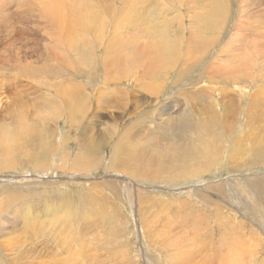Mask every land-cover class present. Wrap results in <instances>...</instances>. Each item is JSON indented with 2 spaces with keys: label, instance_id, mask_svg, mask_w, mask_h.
Listing matches in <instances>:
<instances>
[{
  "label": "rangeland",
  "instance_id": "1",
  "mask_svg": "<svg viewBox=\"0 0 264 264\" xmlns=\"http://www.w3.org/2000/svg\"><path fill=\"white\" fill-rule=\"evenodd\" d=\"M40 1L42 0H0V100L2 101L0 104V127L3 129L13 127L17 121L15 113L19 111H23L27 117L29 116L31 124L35 127H32L33 132L29 137H26L24 144L21 142L1 144L4 148H13V154L6 150L7 157H4L0 151V232H3L4 225H13L17 229L23 227L22 217L24 216L23 211L26 204L37 206L36 209H42L48 204H60L63 199L69 201L67 203H70V208L78 207L75 209H78L79 212L82 208L86 211L93 208V214L97 213L96 215H99L100 219L102 218L104 221L100 222L99 220L97 222L96 220L94 222V216L91 221L82 225L83 222L80 220V224H77L78 227L73 226V229L79 231L78 236L74 235L76 241L72 245L71 239L73 238H69L70 244L67 245V250L64 247H59L63 243H58L55 237L54 239L51 238L53 234H49L50 231L47 227L46 236L42 235L44 232L41 233L42 236L38 234L41 239L39 238L38 248H34L37 251L30 252L33 256L29 254L28 261L33 264H53V262L54 264H103L100 261L103 256H107L109 264H174L179 256L175 257L177 247L174 243H183L186 249L189 247V243H185L187 240L183 239H191L192 246L195 244L200 248L203 245L199 243L208 240L211 245L212 243L215 244V248L222 250L223 253L230 245H233V250L236 249L233 240L227 238L230 231L236 229L233 227V223H235L234 226H243L244 229L241 230L240 234L245 232L244 238L247 240L253 235L251 233H254L255 229L260 226V228L263 226L264 230V19L262 20L261 17L264 14V4L260 6L258 0H243L245 2L243 6L245 7L244 10L240 11L241 2L239 0H217L222 9L221 12L224 13V17L221 13L220 19L225 22L222 26L212 22L214 27L211 32V30L207 31L202 27L203 21L200 18L204 14L206 19L217 17L216 2L214 6L209 7L208 5V3L215 0H195L198 1V4L195 5L192 4L195 3L193 0L192 3L189 0H111L110 9L103 11L104 13L108 12L107 15L104 18L102 17V21L108 19L105 20L107 21V27L98 31V27L102 24L90 28L86 26L89 28L88 30L81 26L78 27V31L84 37V40H87V42L85 41L86 47H81L83 49L81 50L82 54L86 55H81V57L83 56L82 59H85L86 62H78L80 61L79 58H76L74 54L71 55L72 52L64 46V41L55 37L57 31L54 27L58 24L45 18L43 5ZM98 3L101 5L100 2ZM179 3L181 4L179 5ZM249 3L257 7L253 6L248 9ZM64 4L66 13H63V15L74 17L77 14L84 17V14L77 9L78 4L74 0H65ZM104 6L106 5L104 4ZM83 7L87 8V4L83 3ZM102 9L101 7V11ZM123 10L126 11L123 12ZM163 10H167V13ZM137 15V18H139L138 23L135 22L136 19H130L136 18L134 16ZM124 19L129 21L126 23ZM165 19L166 21H164ZM247 20L249 21L247 22ZM145 21H147V24ZM197 21L200 24H197ZM148 22L153 23V25L148 24ZM142 24L147 26L145 27ZM139 25H142V27ZM168 28L170 30H167ZM155 30L156 36L150 33ZM190 30L194 32L198 30L199 32L190 37ZM147 31L150 34H146ZM138 32L143 34H140L143 38L139 37L137 39ZM52 33H54V36L51 35ZM199 33L203 38H199L201 40L198 39ZM163 34H166L168 39L172 40V44L176 46L174 48L176 53L180 54L176 55L175 53V56H173L175 60L171 57V60H174L173 63L167 59L166 63L158 64L156 60L158 56L156 53H159L160 50L156 52L154 48L158 47L156 50L162 49V45L158 46V44L159 38H162ZM127 35L131 36L128 37ZM206 36H209L208 39H206ZM96 37L104 38L103 43L97 41L100 44L99 46ZM135 37L136 40L133 39ZM178 37L180 40L182 39V42ZM237 37H240V39ZM183 38L187 39L184 40ZM140 39L141 41L145 39V41L141 42ZM190 40L194 43H189ZM218 40H221L220 43ZM185 42L187 43L185 44ZM255 42L258 43V48L253 46ZM109 44L110 67L113 68H111L113 71L110 69L113 72L110 79L105 77V71L102 67L105 50ZM187 44L190 45L188 46L190 48L187 47ZM145 45L150 46V48ZM178 46H181V48ZM120 47L128 58L146 56L147 59L153 60L147 62V59H145L143 64L146 66V70L142 69L144 66L141 64L140 71L144 72H140L138 63L136 65L134 63L137 61L134 57L133 61L129 59L127 64L129 67L127 73L130 76L124 71V75L118 74L119 70L114 67L117 66L115 63L118 62L115 60L122 58V56L116 55V50L119 51ZM177 48L184 50H181L182 53H180ZM199 48L203 49L200 50ZM85 49L90 52L85 51ZM140 49L142 50L139 51ZM151 49L154 50V53ZM250 49L251 51H257V54L251 55V59L247 60ZM149 50L153 55L148 53ZM186 52L189 55H186ZM93 54L95 57H92ZM243 55H246V57L241 60L240 57H243ZM233 56L240 57L237 58L238 60L231 62ZM254 62L256 64L259 62V65H254ZM54 63L60 64L59 67H56ZM119 63V65L122 64L123 70L124 61ZM174 63L177 64L176 67ZM160 65H163V67H160ZM121 66L119 67L121 68ZM153 67L155 68L153 69ZM246 67L248 71L249 69L252 70L249 76H245L247 72H241L246 71ZM65 69L69 71H65ZM49 70L55 73H51ZM116 70L118 72H115ZM261 70H263L262 73ZM146 72H152V75L151 73H149L150 75L147 74L150 78L145 75ZM167 73L168 75H166ZM51 75H53L52 78ZM157 76H160L159 79L162 80L160 81ZM48 79L51 81L48 82ZM38 81H41L42 84H39ZM148 81L151 88H149ZM50 82L52 83L50 84ZM58 82L60 84L56 85ZM69 82L80 88L79 90L82 89L80 106L82 108L77 106V108L72 109L70 102L66 101L69 99L62 92H59L63 86L61 84L64 83L65 85ZM152 83L155 85L153 86ZM87 84L92 86L90 87ZM86 85L90 88L88 89ZM157 85L160 86L156 88ZM110 91L112 93H109ZM258 94L261 96H256ZM103 95L104 97H102ZM62 96H65L66 99L63 100ZM156 98H159V100ZM18 100L21 102L19 103ZM87 100L91 103L90 105ZM13 102H15L16 108ZM62 104L66 105L63 106ZM30 106L35 109L29 108ZM84 106L86 109L88 106V109L83 108ZM162 109L164 110L162 111ZM53 110H56L58 115L52 114V112L50 114V111ZM89 110L91 111L89 112ZM93 111L95 113H91ZM75 116H79V118ZM170 116L175 117V122L169 120ZM96 118L100 119L97 120ZM73 122H77L78 125L77 123L74 125ZM96 123L98 125H95ZM76 126H80L79 129ZM161 126H164V128H161ZM43 128H45V131L41 133L40 131ZM213 138L218 142L215 143ZM102 140H104V144L95 146L96 143H102ZM91 142L95 144L92 145ZM214 144H219L220 147ZM121 146L124 147V150ZM125 148L130 156L123 152ZM119 157L122 159L127 157V160L118 159ZM206 159L209 160L211 166L203 163ZM191 161L192 164H190ZM182 170L185 172L182 173ZM83 188L87 191H93V193L87 192ZM61 191L65 194H61ZM64 195L68 196L65 197ZM82 197L84 199H81ZM75 198L79 199L78 202L74 200ZM79 202L83 203L79 204ZM95 202H98V205ZM99 209L102 211H99ZM15 212H21L22 214ZM38 213H41V211H38ZM16 214L19 216L16 217ZM176 216H179V218L177 219ZM174 219L175 221H173ZM148 220L153 222L151 224L154 228L150 227ZM104 222L108 224V227L105 229L100 228L101 232L99 230L96 232V229ZM170 229H173L174 234L177 233L174 236L178 238V241L176 240L174 243H170L173 236V233L171 237V234L169 235ZM225 229L227 232L226 237L223 233ZM108 233H110V237L107 235ZM68 234L70 237V233ZM81 234L84 236H81ZM21 235L24 237V242L26 241L30 245L29 240H25L23 232ZM167 235L170 238L166 237ZM3 237L0 238V245H2L0 246V264H26L25 261H20L18 256L11 253L10 249H6L5 238L3 239ZM163 237H166L169 241L163 239ZM106 238H110L108 239L110 244H107L110 255L105 249H102L104 248L103 243L107 241ZM80 244H82L81 248ZM249 244H246V248L250 247L251 250L245 249L248 252L244 257L246 264L260 263L258 256L255 257L256 259L252 258L251 252L254 253L255 246L252 243ZM29 245L28 247H30ZM173 247H175V251H173ZM85 250L94 254L91 252H89L90 254H84ZM75 254H78V256ZM195 254L196 256L201 254L203 258L201 252L197 251ZM254 261H257V263Z\"/></svg>",
  "mask_w": 264,
  "mask_h": 264
},
{
  "label": "bare ground",
  "instance_id": "2",
  "mask_svg": "<svg viewBox=\"0 0 264 264\" xmlns=\"http://www.w3.org/2000/svg\"><path fill=\"white\" fill-rule=\"evenodd\" d=\"M44 1H46L45 3H44ZM64 1L65 0H42V1H40V3L42 2V5H43V11H44V16H45V18L46 19H49L50 21L52 20L54 23H57L58 25H56L54 28H56V31H57V35L55 36V37H57V39H60V40H63L64 41V46L65 47H67L68 49H70V51L72 52L71 53V55L72 54H74L75 56H76V58H79V60L80 61H78V62H86V60L85 59H82L83 58V56L81 57V55H84V56H86L85 54H82V51L81 50H83V49H81V47H86V42H87V40H84V37L80 34V32L78 31V27L79 26H81V27H84L85 29H89L90 27H93V26H97L98 24H102L100 27H98V29H97V31L98 30H102L101 28H105V27H107V21H105V20H108V19H104V21H102V17L104 18L105 17V15H107V13H104L106 10H108V9H110V1L111 0H74L75 2H76V4H78V7H77V9H79L83 14H84V17H82V16H80V15H75L74 17H72V15H68V16H66V14L65 15H63V13H66V6H65V4H64ZM118 1V0H117ZM132 1V0H131ZM189 1H191L190 3H192V0H189ZM195 3H192L193 5H195V4H198V1L196 2L195 0H193ZM210 1V0H209ZM224 1H226V0H224ZM235 1H237V0H235ZM241 3H240V11H242V10H244V7L245 6H243L244 5V1L243 0H239ZM246 1V0H245ZM259 1V5L260 6H263V4H264V1L262 0H258ZM98 2H100V4L101 5H99V3ZM112 2V1H111ZM172 2H174V1H172ZM176 2V1H175ZM181 2V1H180ZM185 2V1H184ZM201 2V1H200ZM215 2H216V6H215V9L217 10V17L216 18H214V19H206L205 17H204V15H202L203 17L202 18H200V19H202V27L205 29V30H207V31H210L211 30V32H212V28L214 27L213 26V23L212 22H214L215 24H219L220 26H222L223 24H224V20L223 19H220L221 18V13H223V12H221L222 11V9L220 8V3H218L217 2V0H215V1H211L210 3H208V5H209V7H211V5H213L214 6V4H215ZM255 2V1H254ZM83 3H85V4H87V8H85V7H83ZM115 3V2H114ZM124 3V2H123ZM133 3V2H132ZM135 3V2H134ZM141 3H142V1H141ZM182 3V2H181ZM181 3H179V5L181 4ZM227 3V2H226ZM248 3V2H247ZM251 3H253V2H251ZM251 3H249V4H251ZM104 4L106 5V6H104ZM121 4V3H120ZM136 4V3H135ZM169 5H170V3H168ZM176 4V3H175ZM191 4V5H192ZM224 4V3H223ZM236 4H238V3H236ZM248 4V6H247V8L249 9V8H252L253 6H255V7H257L256 5H254V4H251V5H249ZM41 5V4H40ZM126 5V4H125ZM137 5H139L138 3H137ZM143 5V4H142ZM208 5L206 4V6L208 7ZM224 5H226V4H224ZM223 5V6H224ZM229 5V4H228ZM113 6V5H112ZM120 6H122V5H120ZM189 6V5H188ZM197 6V5H196ZM195 6V7H196ZM101 7L103 8L102 9V11H101ZM114 7V6H113ZM126 7H127V5H126ZM171 7V6H170ZM218 7H219V9H218ZM85 8V9H84ZM163 8H165V7H163ZM198 8V7H197ZM227 8V7H226ZM84 9V10H83ZM112 9V8H111ZM133 9H134V7H133ZM166 9H168V8H166ZM170 9V8H169ZM168 9V10H169ZM206 9V8H205ZM1 10V9H0ZM5 10V9H4ZM172 10V9H171ZM189 10H190V8H189ZM258 10V9H257ZM104 11V12H103ZM115 11V10H114ZM126 10H123V12H125ZM136 11H138V10H136ZM167 11V10H166ZM166 11H164L163 10V12H166ZM211 12V11H210ZM214 12V11H213ZM225 12V11H224ZM136 13V12H135ZM167 13V12H166ZM192 13H193V11H192ZM228 13V12H227ZM258 13V12H257ZM1 14V13H0ZM123 14V13H122ZM125 14V13H124ZM138 14V13H137ZM202 14V13H201ZM239 14V13H238ZM109 15V14H108ZM134 15H136V14H134ZM195 15H197V14H195ZM224 15V13L222 14V16ZM228 15V14H227ZM116 16V15H115ZM119 16V15H118ZM218 16H220V17H218ZM229 16V15H228ZM256 16V15H255ZM125 17H128V16H125ZM124 17V18H125ZM134 17H136V18H130V19H132V20H135V22H137V20L139 19V18H137L138 17V15L137 16H134ZM200 17V16H199ZM224 17V16H223ZM244 17V16H243ZM261 17H262V20L264 19V14L263 15H261ZM72 18V19H71ZM116 18H118V17H116ZM122 18V17H121ZM163 18V17H162ZM162 18H161V20H162ZM164 18H168V17H164ZM181 18V17H180ZM113 19H115V18H113ZM169 19H170V17H169ZM168 19V20H169ZM217 19H218V21H217ZM225 19V18H224ZM246 19H248V18H246ZM110 20H112V18H110ZM124 20H126V23H127V21H129V20H127V19H124ZM146 20V19H145ZM171 20V19H170ZM169 20V21H170ZM197 20H198V18H197ZM250 20V19H249ZM249 20H247V22L249 21ZM164 21H166V19L164 20ZM181 21V20H180ZM179 21V22H180ZM216 21V22H215ZM112 22H113V20H112ZM138 22H139V20H138ZM137 22V23H138ZM147 21H145V23H146ZM162 22V21H161ZM168 22V21H167ZM166 22V23H167ZM199 21H197V24H200V23H198ZM251 22V21H250ZM249 22V23H250ZM125 23V24H126ZM133 23V22H132ZM144 23V22H143ZM171 23H172V21H171ZM227 23H228V21H227ZM239 23H241V22H239ZM254 23H256V22H254ZM131 24V23H130ZM147 24V23H146ZM148 24H150V22H148ZM158 24V23H157ZM168 24H170V23H168ZM173 24V23H172ZM175 24V23H174ZM226 24V23H225ZM241 24H243V23H241ZM111 25V24H110ZM128 25V24H127ZM127 25H126V27H127ZM142 25H144L145 26V24H142ZM142 25H139L140 27H142ZM150 25H153V23L152 24H150ZM155 25V24H154ZM161 25V24H160ZM167 25V24H166ZM191 25H193V24H191ZM240 25V24H239ZM86 26H88L89 28H87ZM138 26V27H139ZM147 26V25H146ZM145 26V27H146ZM198 26V25H197ZM200 26V25H199ZM226 26V25H225ZM224 26V27H225ZM250 26V25H249ZM144 27V28H145ZM151 27V26H150ZM245 27H247V26H245ZM152 28V27H151ZM171 28V27H170ZM222 28V27H221ZM129 29V28H128ZM149 29V28H148ZM153 29H155V28H153ZM188 29V28H187ZM198 29V28H197ZM91 30H93V29H91ZM109 30V29H108ZM120 30V29H119ZM167 30H170L169 28L167 29ZM199 30V29H198ZM197 30V32H199ZM219 30V29H218ZM241 30V29H240ZM94 31V30H93ZM107 31V30H106ZM140 31H141V29H140ZM163 31V30H162ZM191 32V36L190 37H192V36H194V35H196L195 33H197L196 31L194 32L193 30H190ZM214 31V30H213ZM219 31H221V30H219ZM218 31V32H219ZM224 31V30H223ZM95 32V31H94ZM100 32V31H99ZM102 32H104V31H102ZM110 32V31H109ZM114 32H115V30H114ZM126 32V31H125ZM128 32V31H127ZM129 32H131V31H129ZM137 32V31H136ZM148 32V31H147ZM155 32H156V30L154 31V32H150L151 34H154L155 35ZM217 32V31H216ZM217 32V33H218ZM89 33V32H88ZM122 33V32H121ZM121 33H119V34H121ZM139 33V32H138ZM149 32L148 33H146V34H150ZM220 33V32H219ZM83 34V33H82ZM95 34V33H94ZM100 34V33H99ZM114 34V33H113ZM117 34H118V32H117ZM140 34H142V33H139V34H137L138 35V37H137V39L139 38V37H142V35H140ZM145 34V33H144ZM200 34V33H199ZM215 34V33H214ZM52 36H54V33H52L51 34ZM109 35V34H108ZM125 35V34H124ZM153 35V37H155ZM169 35V34H168ZM172 35V34H171ZM207 35V34H206ZM222 35V34H221ZM220 35V36H221ZM239 35V34H238ZM237 35V36H238ZM101 36V35H100ZM104 36V35H103ZM128 36V35H127ZM129 36H131V35H129ZM128 36V37H129ZM148 36H150V35H148ZM170 36V35H169ZM177 36V35H176ZM223 36V35H222ZM50 37V36H49ZM54 37V38H55ZM86 37V36H85ZM90 37V36H89ZM209 37V36H208ZM208 37L206 36V39H208ZM218 37V36H217ZM256 37V36H255ZM93 38V37H92ZM107 38V37H106ZM143 38V37H142ZM145 38H147V37H145ZM179 38V37H178ZM195 38V37H194ZM194 38H192L193 40H194ZM199 38H202L201 37V34H200V36L198 37V39ZM237 38H239L240 39V37H237ZM86 39H87V37H86ZM91 39V38H90ZM94 39H95V37H94ZM113 39V38H112ZM112 39H110V40H112ZM133 39H135L136 40V37L135 38H133ZM160 40H159V44H158V46H160V45H162V49H158V50H156L157 48H154L155 49V51L156 52H158L159 50H160V52L159 53H156V54H158V56H157V58H156V60H157V62H158V64H164V63H166L167 62V59H169V60H171V57H172V59H174L175 60V58H173V56H175V53H176V49H174L176 46L174 45V44H172L173 42H172V40L171 39H168V36L166 35V34H163L162 35V38H159ZM184 39V38H183ZM185 39H187V38H185ZM184 39V40H185ZM203 39V38H202ZM211 39H212V41H213V38L211 37ZM210 39V40H211ZM103 40H104V38L103 37H96V42L98 41H100V43L102 42L103 43ZM107 40V39H106ZM105 40V41H106ZM148 40V39H147ZM154 40H155V38H154ZM179 40H180V38H179ZM199 40H201V39H199ZM234 40H236V39H234ZM254 40V39H253ZM257 40V39H256ZM62 41V42H63ZM86 41V42H85ZM108 41V40H107ZM138 41V40H137ZM140 41H141V39H140ZM142 41H145V39L144 40H142ZM141 41V42H142ZM177 41V40H176ZM181 42H182V39L180 40ZM205 41V40H204ZM219 41V40H218ZM221 41V40H220ZM220 41H219V43H220ZM244 41V40H243ZM60 43H61V41H59ZM95 42V43H96ZM97 42V43H98ZM128 42V41H127ZM134 42V41H133ZM158 42V41H157ZM192 41L190 40L189 41V43H191ZM257 42V41H256ZM253 43V46L254 47H257L258 48V43ZM54 43V42H53ZM88 43H89V40H88ZM131 43V42H130ZM153 43H155V42H153ZM187 42H185V44H186ZM192 43H194V42H192ZM191 43V44H192ZM210 43V42H209ZM262 43V42H261ZM140 44H142V43H140ZM146 44V43H145ZM157 44V43H156ZM182 44V43H181ZM195 44H196V42H195ZM201 44V43H200ZM202 44H203V42H202ZM201 44V45H202ZM211 44H212V42H211ZM214 44H216V43H214ZM100 44L98 43V46H99ZM143 45V44H142ZM148 45V44H147ZM183 45V44H182ZM194 45V44H193ZM213 45V44H212ZM211 45V46H212ZM228 45V44H227ZM144 46V45H143ZM146 46V45H145ZM157 46V45H156ZM156 46H154V47H156ZM188 46H190V45H188L187 44V47ZM200 46V45H199ZM198 46V47H199ZM210 45H208V47H209ZM262 46V45H261ZM128 47V46H127ZM130 47V46H129ZM139 47V46H138ZM146 47H149L150 48V46H146ZM179 48H181V46H178ZM186 47V46H185ZM186 47V48H187ZM213 47H214V45H213ZM226 47V46H225ZM251 47V46H250ZM259 47H260V45H259ZM148 48V49H149ZM179 48H177L178 49V51H180V53H182L181 52V50L179 49ZM188 48H190V47H188ZM205 48V47H204ZM209 48H211V47H209ZM248 48V47H247ZM52 49V48H51ZM59 49V48H58ZM63 49V48H62ZM95 49V48H94ZM128 49V48H127ZM200 49V48H199ZM199 49H198V51H199ZM201 49H203V48H201ZM200 49V50H201ZM206 49H207V47H206ZM225 49V48H224ZM238 49V48H237ZM78 50H80L81 52H79ZM114 50V49H113ZM142 49H140L139 51H141ZM145 50V49H144ZM184 50V49H183ZM182 50V51H183ZM192 50H193V48H192ZM248 50H249V48H248ZM55 51V50H54ZM85 51H88V50H86L85 49ZM151 51H152V49H151ZM154 51V50H153ZM152 51V52H153ZM197 51V50H196ZM223 51V50H222ZM65 52V51H64ZM67 52V51H66ZM88 52H90V51H88ZM87 52V53H88ZM144 52V51H143ZM248 52H250V53H248L247 54V60L250 58V56L251 55H254V54H257L256 52L257 51H251V49H250V51H248ZM253 52V54H251ZM68 53V52H67ZM66 53V54H67ZM94 53V52H93ZM98 53V52H97ZM148 53H150L151 55H153L151 52H150V50H149V52ZM154 53V52H153ZM216 53V52H215ZM221 53V52H220ZM141 54H143V53H141ZM155 54V55H156ZM177 54H179V53H176V55ZM225 54H227V53H225ZM116 55H118V56H122V58H119V60H115V61H118L117 63H115V65L117 64V66L116 67H114L115 69H117V70H119V72L116 70L115 72H118V74H122V75H124V73H123V71L125 72V73H127L128 72V70H129V67L127 66V64H128V61H129V59H130V61H133V58L135 57L136 59H137V61H135L134 63H135V65H136V63H138V67H140L139 68V71H140V69H141V64H143V61H144V63H145V59H147L146 58V56H144V57H142V56H132L131 58H128L126 55H125V53H124V51H123V49L121 50V47H120V49H119V51L118 50H116ZM180 55V54H179ZM182 55V54H181ZM186 55H189L187 52H186ZM233 55V54H232ZM67 56H69V55H67ZM74 56V57H75ZM79 56V57H78ZM92 56V55H91ZM149 56V55H148ZM261 56V55H260ZM92 57H95L94 56V54H93V56ZM176 57H178V56H176ZM234 58H233V60L231 61V62H233V61H235L238 57H240V56H237V57H235V56H233ZM245 57H246V55H243V57L241 56L240 57V59L241 60H244L245 59ZM253 57V56H252ZM68 58V57H67ZM84 58H89V57H84ZM144 58V59H143ZM221 58V57H220ZM257 58V57H256ZM255 58V59H256ZM71 59H73V57H71ZM96 59V58H95ZM177 59V58H176ZM251 59V58H250ZM59 60V59H58ZM69 60V59H68ZM100 60H102V59H100ZM148 60H149V62L151 61V60H153V59H147V62H148ZM174 60H171L172 61V63L174 62ZM238 60V59H237ZM88 61V60H87ZM124 61V69L122 70V64L121 65H119L120 63L119 62H123ZM219 61V60H218ZM55 62V61H54ZM100 62V61H99ZM156 62V61H155ZM237 62V61H236ZM95 63V62H94ZM96 63H97V61H96ZM114 63V62H113ZM112 63V64H113ZM152 63H153V61H152ZM171 63V64H172ZM259 62H257V64H258ZM84 64V63H83ZM175 64V63H174ZM191 64H192V62H191ZM255 62H254V65H256V66H258ZM262 64V63H261ZM260 64V65H261ZM54 65L57 67H59V65L60 64H55L54 63ZM63 65V64H62ZM89 65V64H88ZM157 65V64H156ZM176 65L177 64H175V67H176ZM185 65H187V64H185ZM249 65V64H248ZM253 65V64H252ZM65 66V65H64ZM64 66H63V68H64ZM83 66V65H82ZM97 66V65H96ZM119 66H121V68L119 67ZM142 66H144V68H142V69H145V65L143 64ZM151 66H153V65H151ZM150 66V67H151ZM168 66V65H167ZM250 66V65H249ZM67 67V66H66ZM102 67H103V70L105 71V77H109V79H110V75H113L112 73V67H110V44L108 45V47L106 48V50H105V55H104V59H103V64H102ZM149 67V68H150ZM159 67V66H158ZM160 67H163V65L161 66L160 65ZM174 67V66H173ZM187 67V66H186ZM248 67V66H247ZM247 67H246V71H241V72H243V73H246L247 72V75L245 74V76H249V75H251V73H252V70L251 69H249V71H248V69H247ZM68 68H70V67H68ZM67 68V69H68ZM112 68V69H111ZM155 67H153V69H154ZM178 68V67H177ZM226 68V67H225ZM252 68V67H251ZM254 68V67H253ZM57 69V68H56ZM72 69H77V68H72ZM112 71H111V70ZM114 69V70H115ZM135 69V68H134ZM150 69H152V68H150ZM158 69V68H157ZM156 69V70H157ZM224 69V68H223ZM87 70V69H86ZM138 70V69H137ZM146 70V69H145ZM148 70V69H147ZM166 70V69H165ZM164 70V71H165ZM171 70V69H170ZM264 70V69H263ZM263 70H261V73H262V71ZM50 71V70H49ZM48 71V72H49ZM56 71V70H55ZM65 71H69V70H66L65 69ZM79 71V70H78ZM100 71H101V69H100ZM136 71V70H135ZM150 71V70H149ZM151 71H155V70H151ZM161 71V70H160ZM240 71V70H239ZM51 72V71H50ZM54 72V71H53ZM53 72H51V73H53ZM91 72V71H90ZM140 72H144V71H140ZM140 72H139V74H140ZM167 72V71H166ZM169 72H171V71H169ZM234 72H238V71H234ZM241 72H240V74H241ZM30 73H32V72H30ZM45 73V72H44ZM55 73V72H54ZM70 73V72H69ZM94 73V72H93ZM149 73H151V75H152V72H146V74L145 75H147V74H149ZM155 73V72H154ZM153 73V74H154ZM161 73V72H160ZM178 73V72H177ZM26 74V73H25ZM50 74V73H49ZM56 74H57V72H56ZM59 74V73H58ZM62 74V73H61ZM66 74V73H65ZM68 74V73H67ZM118 74H116V75H118ZM128 75H129V73H127ZM186 74V73H185ZM237 74V73H236ZM46 75V74H45ZM74 75V74H73ZM91 75V74H90ZM89 75V76H90ZM94 75V74H93ZM122 75H118V76H122ZM141 75H142V73H141ZM150 75V74H149ZM149 75H147V76H149ZM166 75H168V73L166 74ZM30 76H31V74H30ZM49 76V75H48ZM52 76L53 75H51L50 77L52 78ZM57 76H59V75H57ZM56 76V77H57ZM71 76V75H70ZM130 76V75H129ZM181 76V75H180ZM56 77H55V80H56ZM94 77V76H93ZM125 77V76H124ZM135 77L137 78V76H136V73H135ZM134 77V78H135ZM158 77V76H157ZM161 77H162V75H161ZM160 76L158 77V79L159 78H161ZM54 78V77H53ZM68 78V77H67ZM79 78V77H78ZM97 78V77H96ZM113 78H117V77H113ZM119 78V77H118ZM149 78H150V76H149ZM166 78V77H165ZM170 78V77H169ZM50 79V78H49ZM48 79V82L49 81H51V80H49ZM105 79V78H104ZM153 79H155V78H153ZM237 79V78H236ZM250 79V78H249ZM58 80V79H57ZM96 80V79H95ZM98 80V79H97ZM114 80V79H113ZM131 80V79H130ZM138 80V79H137ZM139 80H140V78H139ZM149 80H151V79H149ZM160 80V79H159ZM162 80V79H161ZM160 80V81H161ZM71 81V80H70ZM107 81V80H106ZM115 81V80H114ZM125 81V80H124ZM158 81V80H157ZM237 81V80H236ZM39 82V81H38ZM41 82V81H40ZM39 82V84H42V83H40ZM44 82V81H43ZM61 82V81H60ZM60 82H58V83H56V85L57 84H60ZM92 82V81H91ZM129 82H132V81H129ZM147 82V81H146ZM159 82V81H158ZM52 82H50V84H51ZM62 83V82H61ZM76 83H78V82H76ZM124 83V82H123ZM127 83H128V81H127ZM164 83H165V81H164ZM213 83V82H212ZM256 83V82H255ZM55 84V83H54ZM103 84V83H102ZM134 84V83H133ZM148 84H149V81H148ZM153 84V86L155 85L154 83H152ZM161 84V83H160ZM61 85H63L62 87H61V90H59V92H62L69 100H66V101H68V102H70V107H72V109H74V108H77V106H81V90H79L80 88H78L77 86H75L73 83H71V82H69L68 84H66L65 83V85H64V83L63 84H61ZM81 85V84H80ZM83 85V84H82ZM85 85V84H84ZM88 85V84H87ZM87 85H86V87H87ZM123 85V84H122ZM131 85H132V83H131ZM179 85V84H178ZM44 86V85H43ZM52 86V85H51ZM88 86H92V85H88ZM149 86H150V84H149ZM158 86H160V85H157L156 86V88L158 87ZM161 86H163V85H161ZM215 86V85H214ZM260 86V85H259ZM258 86V87H259ZM53 87V86H52ZM56 87V86H55ZM59 87V86H58ZM89 87V88H90ZM134 87H135V85H134ZM137 87V86H136ZM260 87H262V86H260ZM88 88V87H87ZM88 88V89H89ZM149 88H151V86L149 87ZM254 88V87H253ZM86 89V88H85ZM96 89V88H95ZM95 89H92V90H95ZM161 89V88H160ZM163 89V88H162ZM182 89V88H181ZM96 90H98V89H96ZM140 90H141V88H140ZM151 90V89H150ZM155 90V89H154ZM224 90V89H223ZM251 90V89H250ZM254 90V89H253ZM256 90V89H255ZM101 91V90H100ZM107 91V90H106ZM105 91V92H106ZM114 91V90H113ZM145 91V90H144ZM148 91V90H147ZM194 91V90H193ZM245 91V90H244ZM15 92V91H14ZM93 92V91H92ZM95 92V91H94ZM102 92H104L103 90H102ZM143 92V91H142ZM158 92H160V91H158ZM239 92V91H238ZM248 92H249V90H248ZM255 92H257V91H255ZM4 93V92H3ZM2 93V94H3ZM87 93V92H86ZM98 93H101V92H98ZM109 93H112L111 91L109 92ZM246 93V92H245ZM258 93V92H257ZM88 94V93H87ZM91 94V93H90ZM95 94V93H94ZM104 94H106V93H104ZM253 94H255V93H253ZM261 94V93H260ZM260 94H258V95H256V96H261ZM264 94V93H263ZM60 95V94H59ZM98 95H100V94H98ZM159 96H160V94H158ZM213 95V94H212ZM8 96V95H7ZM65 96H62L63 97V100L64 99H66L65 98ZM88 96V95H87ZM86 96V97H87ZM101 96V95H100ZM245 96V95H244ZM264 96V95H263ZM6 97V96H5ZM62 97H61V99H62ZM90 97V96H89ZM92 97V96H91ZM102 97H104V95L102 96ZM101 97V98H102ZM7 98V97H6ZM20 98V97H19ZM100 98V99H101ZM191 98V97H190ZM252 98V97H251ZM258 98H261V97H258ZM87 99H89V98H87ZM97 99H99V98H97ZM117 99V98H116ZM157 99V98H156ZM181 99H183L182 97H181ZM257 99V98H256ZM157 100H159V98L157 99ZM264 100V99H263ZM60 101H62V100H60ZM89 100H87V102H88ZM120 101V100H119ZM262 101V100H261ZM260 101V102H261ZM18 102H19V100H18ZM21 102V101H20ZM19 102V103H20ZM25 102V101H24ZM23 102V103H24ZM82 102L84 103V101L82 100ZM100 102V101H99ZM129 102V101H128ZM156 102V101H155ZM2 103V101L0 100V104ZM14 104H15V102H13ZM54 103V102H53ZM57 104H58V102H56ZM64 103H66V102H64ZM93 103V102H92ZM124 103V102H123ZM158 103V102H157ZM226 103V102H225ZM9 104H11V103H9ZM55 104V103H54ZM85 104H86V102H85ZM88 104L90 105L91 103H89L88 102ZM100 104V103H99ZM98 104V105H99ZM102 104V103H101ZM143 104V103H142ZM23 105V104H22ZM27 105H28V103H27ZM53 105V104H52ZM63 105V104H62ZM66 105V104H65ZM65 105H63V106H65ZM87 105V104H86ZM88 105V106H89ZM97 105V106H98ZM137 105V104H136ZM153 105V104H152ZM154 105H155V103H154ZM226 105V104H225ZM16 106V104L14 105V107ZM26 106V105H25ZM24 106V107H25ZM88 106H87V109H88ZM96 106V107H97ZM102 106V105H101ZM100 106V107H101ZM112 106V105H111ZM139 106V105H138ZM209 106V105H208ZM27 107V106H26ZM161 107V106H160ZM207 107V106H206ZM218 107V106H217ZM13 108V107H12ZM16 108V107H15ZM14 108V109H15ZM20 108V107H19ZM29 108H34V107H32V106H30ZM80 108H82V107H80ZM83 108H85L86 109V107L84 106ZM208 108V107H207ZM17 109H18V107H17ZM27 109V108H26ZM35 109V108H34ZM33 109V110H34ZM86 109V110H87ZM90 109V108H89ZM176 109V108H175ZM203 109H205V108H203ZM209 109V108H208ZM20 110V109H19ZM82 110V109H81ZM95 110V109H94ZM160 110V109H159ZM164 109H162V111H163ZM18 111V110H17ZM40 111V110H39ZM91 110H89V112H90ZM157 111V110H156ZM172 111V110H171ZM170 111V112H171ZM209 111V110H208ZM219 111V110H218ZM13 112V111H12ZM16 112V111H15ZM41 112V111H40ZM51 112H52V114H55V115H58V113L56 112V110H53V111H50V114H51ZM138 112V111H137ZM28 113V112H27ZM81 113H82V111H81ZM91 113H95L94 111L93 112H91ZM163 113V112H162ZM16 114V119H17V121H16V124L15 125H13V127H5V129H3V128H1L0 127V151H1V153H2V155L4 156V157H7L6 156V154H7V152H6V150L10 153V154H13L12 152H13V148H8V147H5L4 148V146H1V144H4V143H22V144H24L26 141H24L25 139H26V137H29L31 134H32V132H33V129H32V127H33V125L31 124V122H30V120L31 119H29V116L27 117L24 113H23V111H19L18 113L16 112L15 113ZM14 114V115H15ZM78 114V113H77ZM85 114H86V112H85ZM137 114V113H136ZM153 114V113H152ZM166 114V113H165ZM171 114V113H170ZM29 115V114H28ZM66 115V114H65ZM79 115V114H78ZM89 115V114H88ZM96 115V114H95ZM12 116V115H11ZM81 116H82V114H81ZM156 116V115H155ZM173 116H175V115H173ZM182 116V115H181ZM233 116V115H232ZM75 117H77V118H79V116H75ZM94 117H96V116H94ZM150 117V116H149ZM183 117V116H182ZM14 118V117H13ZM12 118V119H13ZM54 118V117H53ZM130 118V117H129ZM128 118V119H129ZM162 118V117H161ZM164 118V117H163ZM205 118V117H204ZM45 119H46V117H45ZM62 119V118H61ZM92 119V118H91ZM97 119V118H96ZM100 118H98L97 120H99ZM167 119V118H166ZM181 119V118H180ZM179 119V120H180ZM187 119V118H186ZM210 119H213V118H210ZM93 120H95V119H93ZM147 120V119H146ZM169 120H176L175 119V117L173 118L172 116H170V119ZM178 120V121H179ZM195 120V119H194ZM207 120V119H206ZM48 121V120H47ZM70 121H72V120H70ZM86 121V120H85ZM84 121V122H85ZM88 121H89V119H88ZM144 121V120H143ZM264 121V120H263ZM83 122V123H84ZM94 122V121H93ZM175 122V121H174ZM218 122V121H217ZM248 122V121H247ZM74 123V125L77 123H75V122H73ZM86 123H88V122H86ZM158 123H160V122H158ZM255 123V122H254ZM44 124V123H43ZM71 124H72V122H71ZM141 124V123H140ZM139 124V125H140ZM5 125V124H4ZM77 125H78V123H77ZM95 125H98V123H96ZM189 125V124H188ZM211 125V124H210ZM213 125H215V124H213ZM92 126V125H91ZM131 126H132V123H131ZM191 126V125H190ZM217 126V125H216ZM237 126V125H236ZM72 127H73V125H72ZM77 127V126H76ZM78 127H80V126H78ZM77 127V128H78ZM164 128V126H161V128ZM211 127H212V125H211ZM221 127V126H220ZM33 128H35V127H33ZM87 128V127H86ZM95 128V127H94ZM71 129V128H70ZM79 129V128H78ZM78 129H76V130H78ZM212 129V128H211ZM210 129V130H211ZM75 130V129H74ZM81 130V129H80ZM166 130V129H165ZM168 130V129H167ZM196 130V129H195ZM45 131V128H43V129H41V133L42 132H44ZM72 131V130H71ZM98 131V130H97ZM78 132H79V130H78ZM84 132H85V129H84ZM134 132V131H133ZM132 132V133H133ZM36 133V132H35ZM81 133H82V130H81ZM103 133V132H102ZM136 133V132H135ZM153 133H154V131H153ZM156 133V132H155ZM165 133V132H164ZM106 134H107V132H106ZM127 134V133H126ZM186 134V133H185ZM75 135V134H74ZM110 135V134H109ZM115 135V134H114ZM130 135V134H129ZM122 136V135H121ZM127 136V135H126ZM158 136V135H157ZM193 136V135H192ZM202 136V135H201ZM263 136V135H262ZM77 137V136H76ZM108 137V136H107ZM215 139H216V137L215 136H213ZM218 137V136H217ZM225 137V136H224ZM228 137V136H227ZM127 138V137H126ZM213 138V139H214ZM219 138H220V136H219ZM105 139V138H104ZM128 139V138H127ZM212 139V138H211ZM214 139V140H215ZM226 139V138H225ZM80 140V139H79ZM124 140H126V139H124ZM129 140V139H128ZM217 140H220V139H217ZM262 140V139H261ZM23 141V142H22ZM109 141H110V139H109ZM81 142H83V141H81ZM88 142H90V141H88ZM191 142V141H190ZM216 142H218V141H216L215 140V143ZM222 142V141H221ZM264 142V141H263ZM105 142H104V140H102V143H96V145L95 146H97V145H102V144H104ZM126 143V142H125ZM125 143H122V144H125ZM156 143V142H155ZM242 143V142H241ZM91 144H92V142H91ZM93 144H95V143H93ZM92 144V145H93ZM121 144V145H122ZM131 144V143H130ZM144 144V143H143ZM233 144V143H232ZM65 145V144H64ZM67 145V144H66ZM82 145H83V143H82ZM109 145V144H108ZM117 145V144H116ZM156 145H158L157 143H156ZM198 145V144H197ZM202 146H204L203 144H201ZM214 145H219V144H214ZM85 146H87V145H85ZM122 146H124V145H122ZM121 146V147H122ZM226 146V145H225ZM117 147V146H116ZM156 147V146H155ZM178 147V146H177ZM215 147V146H214ZM217 147V146H216ZM218 147H220V145L218 146ZM231 147V146H230ZM232 147H234V146H232ZM7 148V149H6ZM94 148V147H93ZM123 148V150H124V147H122ZM121 148V149H122ZM133 148V147H132ZM242 148V147H241ZM85 149V148H84ZM87 149V148H86ZM134 149H135V147H134ZM134 149H132V150H134ZM137 149V148H136ZM167 149V148H166ZM213 149V148H212ZM90 150H92V151H94L93 149H90ZM122 150V151H123ZM142 150V149H141ZM116 151H118V150H116ZM121 151V150H120ZM121 151V152H122ZM135 151V150H134ZM237 151V150H236ZM119 152V151H118ZM123 152H126L127 153V151H126V148H125V151H123ZM136 152V151H135ZM104 153V152H103ZM116 153V152H115ZM131 153V152H130ZM145 153V152H144ZM125 154V153H124ZM128 155H129V153H127ZM133 154V153H132ZM148 154V153H147ZM152 154V153H151ZM168 154H169V152H168ZM209 154H210V152H209ZM212 154V153H211ZM76 155H78V154H76ZM118 155H120V154H118ZM121 155H123V154H121ZM140 155V154H139ZM195 155H197V154H195ZM92 156V155H91ZM130 156V155H129ZM148 156V155H147ZM122 157V156H121ZM123 157H125V156H123ZM132 157V156H131ZM139 157V156H138ZM175 157V156H174ZM230 157V156H229ZM236 157H238V156H236ZM2 158V157H1ZM10 158V157H9ZM144 158H146V157H144ZM157 158V157H156ZM192 158V157H191ZM200 158V157H199ZM204 158V157H203ZM209 158V157H208ZM233 158V157H232ZM244 158V157H243ZM7 159V158H6ZM12 159H13V157H12ZM15 159H17V158H15ZM118 159H122V158H118ZM117 159V160H118ZM129 159H130V157H129ZM165 159V158H164ZM241 159V158H240ZM11 160V159H10ZM70 160V159H69ZM115 160V159H114ZM122 160H127V157H126V159H122ZM132 161H133V159H131ZM192 160V159H191ZM200 160H202V159H200ZM234 160V159H233ZM7 161H9V160H7ZM120 161V160H119ZM170 161V160H169ZM15 162V161H14ZM64 162V161H63ZM104 162V161H103ZM156 162V161H155ZM184 162V161H183ZM216 162V161H215ZM218 162V161H217ZM101 163V162H100ZM128 163V162H127ZM142 163V162H141ZM203 163H205V164H207V165H210L211 166V164H210V162H209V160L208 159H206L205 160V162L203 161ZM111 164V163H110ZM113 164V163H112ZM111 164V165H112ZM116 164V163H115ZM162 164V163H161ZM190 164H192V161H191V163ZM213 164V163H212ZM6 165V164H5ZM70 165V164H69ZM127 165H129V164H127ZM134 165V164H133ZM188 165V164H187ZM195 165V164H194ZM219 165V164H218ZM2 166V165H1ZM7 166V165H6ZM19 166V165H18ZM135 166V165H134ZM184 166V165H183ZM209 166V167H210ZM10 167V166H9ZM69 167V166H68ZM75 167H77V166H75ZM74 167V168H75ZM137 167V166H136ZM206 167V166H205ZM4 168V167H3ZM2 168V169H3ZM129 168V167H128ZM139 168V167H138ZM193 168H195V167H193ZM192 168V169H193ZM142 169V168H141ZM189 169H190V167H189ZM211 169V168H210ZM194 170V169H193ZM204 170V169H203ZM88 171V170H87ZM136 171V170H135ZM206 171V170H205ZM208 171V170H207ZM183 172H185V171H183L182 170V173ZM189 172V171H188ZM136 173V172H135ZM85 174V173H84ZM153 174V173H152ZM191 174V173H190ZM230 174V173H229ZM127 175V174H126ZM158 175V174H157ZM202 175V174H201ZM197 176V175H196ZM81 178V177H80ZM197 178H198V176H197ZM200 178V177H199ZM82 179V178H81ZM202 179V178H201ZM84 183V182H83ZM82 183V184H83ZM111 183V182H110ZM67 184V183H66ZM108 184V183H107ZM53 185V184H52ZM84 185V184H83ZM94 186H95V184H93ZM92 185V186H93ZM49 186V185H48ZM65 186V185H64ZM67 186H69V185H67ZM86 186V185H85ZM88 187H90V186H88ZM68 188H70V187H68ZM108 188V187H107ZM28 189V188H27ZM47 189V188H46ZM62 189V188H61ZM85 191H87L85 188H83ZM34 191V190H33ZM58 191V190H57ZM75 191V190H74ZM90 191V190H89ZM89 191H87V192H89ZM63 191H61L60 193L61 194H65V192L64 193H62ZM73 192V191H72ZM77 192V191H76ZM86 192V193H87ZM91 193H93V191H90ZM21 193H22V191H21ZM75 193V192H74ZM80 193V192H79ZM13 194V193H12ZM101 194V193H100ZM99 194V195H100ZM237 194V193H236ZM77 195V194H76ZM81 195H84V194H81ZM88 195V194H87ZM86 195V196H87ZM154 195V194H153ZM65 196V195H64ZM66 196H68V195H66ZM65 196V197H66ZM85 196V195H84ZM43 197V196H42ZM74 197H75V195H74ZM73 197V198H74ZM80 197V196H79ZM78 197V198H79ZM120 197V196H119ZM34 198V197H33ZM59 198V197H58ZM107 198V197H106ZM27 199V198H26ZM80 199V198H79ZM78 199V200H79ZM81 199H84V197H82ZM141 199V198H140ZM144 199V198H143ZM142 199V200H143ZM147 199V198H146ZM177 199V198H176ZM74 200H76L77 202H78V200H77V198H75ZM89 200V199H88ZM12 201V200H11ZM16 201H18V200H16ZM46 201V200H45ZM81 201H83V200H81ZM7 202V201H6ZM19 202H20V200H19ZM22 202V201H21ZM42 202L44 203V201H43V199H42ZM52 202V201H51ZM56 202H58V201H56ZM63 202V203H62ZM67 202H69V201H67L66 199H63V201H61V203L59 204V203H52V204H48V205H45L44 207H42V209H39V208H37L36 209V207L37 206H31V205H29V204H26V202H25V209H24V211H23V213H24V216L22 217L23 218V222H24V224H23V227H21V229H17V228H14V226L13 225H10V226H7V225H4L3 226V232H0V236L1 237H3V239L5 238V242L4 243H6V249L8 250V249H10V251H12L11 253H13L15 256H18L19 258V260L21 261H25V263L26 264H33V263H31V262H29L28 261V256H30L31 254H30V252H32V251H34L35 249L34 248H38L37 246L39 245L38 243H39V238H40V236L39 235H41V233H43L44 232V234H42L43 236L45 235V232H47V227H48V231H50V233L49 234H53V236H51V238L53 237V239H54V237L56 238V240L58 241V243H60V244H64V246H63V244H62V246H59V247H64L66 250H67V245L68 244H70V241H68V239L69 238H73V239H71V241H72V245H74V242L76 241V240H74V235L75 236H78V230L77 229H73V226L75 227V226H77V224H80L79 222H80V220H82V222H83V224L82 225H85V224H87V222L88 221H91L92 220V217H94L95 219H93L94 220V222L97 220V222L100 220V222L101 221H104V219H100V216L99 215H96V214H93L94 213V209L93 208H90L88 211H86L84 208H82V210H80V212H79V210L78 209H75V208H78V207H72V208H70V206H69V204L67 203ZM85 202V201H84ZM198 202V201H197ZM72 203V202H71ZM81 203H83V202H79V204H81ZM89 203H90V201H89ZM98 203V202H97ZM96 202H95V204H97ZM145 203V202H144ZM144 203H141V204H144ZM161 203V202H160ZM165 203H167V202H165ZM181 203V202H180ZM179 203V204H180ZM12 205H13V203H11ZM15 204V203H14ZM39 204H41V203H39ZM110 204V203H109ZM20 205V204H19ZM72 205V204H71ZM73 205H75V204H73ZM98 205V204H97ZM173 205V204H172ZM219 205V204H218ZM77 206V205H76ZM83 206H84V204H83ZM90 206V205H89ZM89 206H86V207H89ZM103 206V205H102ZM142 206V205H141ZM177 206V205H176ZM175 206V207H176ZM19 207V206H18ZM94 207H96V206H94ZM140 207V206H139ZM173 207V206H172ZM24 208V207H23ZM141 208V207H140ZM167 208H169V207H167ZM171 208V207H170ZM169 208V209H170ZM35 209V210H34ZM88 209V208H87ZM153 209V208H152ZM163 209V208H162ZM166 209V208H165ZM182 209V208H181ZM193 209V208H192ZM20 210V209H19ZM179 210V209H178ZM22 211V210H21ZM38 211H41V213H38ZM43 211V212H42ZM99 211H102L101 209H99ZM117 211V210H116ZM6 212V211H5ZM7 212H8V210H7ZM10 212V211H9ZM8 212V213H9ZM96 212V211H95ZM105 212V211H104ZM146 212V211H145ZM8 213H6V214H8ZM15 213H17V212H15ZM19 213V212H18ZM17 213V214H18ZM21 213V212H20ZM19 213V214H20ZM101 213H103V212H101ZM150 213V212H149ZM159 213V212H158ZM183 213V212H182ZM187 213V212H186ZM256 213V212H255ZM9 214H11V213H9ZM13 214V213H12ZM16 214V217H18L19 215H17ZM22 214V213H21ZM118 214V213H117ZM156 214V213H155ZM175 214V213H174ZM184 214V213H183ZM149 215V214H148ZM157 215V214H156ZM155 215V216H156ZM160 215H162V214H160ZM178 215V214H177ZM187 215V214H186ZM6 216V215H5ZM9 216V215H8ZM12 216V215H11ZM10 216V217H11ZM97 216V217H96ZM115 216H116V214H115ZM143 216V215H142ZM146 216V215H145ZM163 216V215H162ZM175 216V215H174ZM201 216V215H200ZM104 218H105V216H103ZM118 217V216H117ZM147 217H149V216H147ZM170 217V216H169ZM177 217V219L179 218V216H176ZM198 217H199V215H198ZM12 218V217H11ZM19 218H21V217H19ZM113 218V217H112ZM223 218H225V217H223ZM110 219V218H109ZM164 219V218H163ZM196 219H197V217H196ZM229 219V218H228ZM19 220H21V219H19ZM181 220V219H180ZM185 220V219H184ZM197 220H199V219H197ZM226 220V219H225ZM232 220H233V218H232ZM22 221V220H21ZM118 221V220H117ZM149 221V220H148ZM152 221V220H151ZM154 221V220H153ZM159 221V220H158ZM173 221H175V219L173 220ZM237 221V220H236ZM239 221V220H238ZM10 222V221H9ZM96 222V223H97ZM114 222H116V221H114ZM160 222V221H159ZM7 223V222H6ZM12 223H13V221H12ZM21 223V222H20ZM106 222H104V223H101V226H99L97 229H96V232L100 229V228H106V227H108V224H105ZM119 223V222H118ZM149 223H150V227H152V228H154L153 227V224H151V223H153V222H150L149 221ZM175 223V222H174ZM183 223V222H182ZM196 223H198V222H196ZM261 223V222H260ZM16 224V223H15ZM18 224V223H17ZM110 224V223H109ZM120 224V223H119ZM222 224H223V222H222ZM228 224V223H227ZM234 224L235 223H233V227L234 228H236L235 229V231H230V235L227 237L229 240L231 239V240H233V244L235 243V247H236V249L235 250H233V245H230V246H228L227 247V250L225 251V252H223V253H225V254H223L222 253V250L220 251V250H218V248H215V244H213L212 243V245H211V243L208 241V240H206L204 243H203V241L202 242H200L199 244H202L203 246L200 248L198 245H195L194 244V246H192V240L191 239H183V240H187V241H185V243L186 242H188L189 244V247H188V249H186L185 247H184V245H183V243L182 244H180L179 242L178 243H174V241H176L178 238L177 237H175L174 235H176L177 233H175L174 234V232H172L173 231V229L171 230L170 229V233H169V235H170V237L172 236V233H173V238L171 237V239H170V243H174L175 245H176V247H177V250L175 251V247H173V251H175V253H176V255H175V257L177 256V255H179L178 256V260H177V262L176 263H174V264H177V263H179V264H246L247 262L244 260V257H246V252H247V250L245 251V249H249V250H251L250 249V247L249 248H246V244H249V243H252L254 246H255V250H254V253H252L251 251V254H252V258H254V259H256L255 257H259V262L260 263H258V264H264V230H263V226H262V228H257V229H255V231H254V233H251V234H253V235H251V237H250V239L249 240H247L246 238H244L245 237V232H243L242 234H240V232H241V230L242 229H244L243 228V226L242 225H240V227H238V226H234ZM22 225V224H21ZM98 225V224H97ZM111 225V224H110ZM178 225H180V224H178ZM197 225V224H196ZM232 225V224H231ZM230 225V226H231ZM262 225V224H261ZM62 226H64L63 228H61ZM80 226V225H79ZM190 226V225H189ZM199 226V225H198ZM225 226V225H224ZM230 226H228V227H230ZM67 227V228H66ZM78 227V226H77ZM168 227V226H167ZM178 227V226H177ZM181 227V226H180ZM191 227V226H190ZM195 227V226H194ZM193 227V228H194ZM232 227V226H231ZM232 227V228H233ZM145 228V227H144ZM157 228V227H156ZM170 228V227H169ZM179 228V227H178ZM184 228V227H183ZM224 228V227H223ZM1 229V228H0ZM113 229V228H112ZM177 229V228H176ZM192 229V228H191ZM227 229V228H226ZM226 229H225V231H223V233H224V237H226V235H227V232H226ZM121 230V229H120ZM146 230V229H145ZM149 230V229H148ZM147 230V231H148ZM152 230V229H151ZM162 230V229H161ZM187 230V229H186ZM222 230V229H221ZM232 230V229H231ZM154 231V230H153ZM177 231H178V229H177ZM23 232V234L25 235V240H29V242H30V245H29V243H26V241L24 242V237H22V235H21V233ZM99 232H101V230H99ZM105 232V231H104ZM109 232H110V230H109ZM114 232V231H113ZM167 232H169V231H167ZM189 232V231H188ZM68 233H70V237L68 236L69 234ZM119 233H121V232H119ZM124 233V232H123ZM160 233H161V231H160ZM222 233V232H221ZM248 233V232H247ZM39 234V235H38ZM113 234V233H112ZM186 234V233H185ZM192 234V233H191ZM196 234V233H195ZM41 235V236H42ZM48 235V234H47ZM83 234H81V236H82ZM87 235V234H86ZM85 235V236H86ZM107 235H109V237H110V233H108ZM143 235V234H142ZM155 235H157V234H155ZM169 235H167L166 237H168V238H170L169 237ZM39 236V237H38ZM46 236V235H45ZM49 236V235H48ZM84 236V235H83ZM147 236H150V235H147ZM162 236V235H161ZM186 236V235H185ZM192 236V235H191ZM0 237V238H1ZM151 237V236H150ZM157 237V236H156ZM166 237H163V239H167ZM190 237V236H189ZM222 237V236H221ZM27 238V239H26ZM45 238V237H44ZM227 238H225V239H227ZM41 239V238H40ZM52 239V240H53ZM108 239H110V238H108ZM107 238H106V242H104L103 243V246H104V248H102V249H105L106 251H107V253L110 255V250H108L107 249V244H110V241L108 240ZM152 239V238H151ZM153 239H155L154 237H153ZM51 240V241H52ZM56 240H55V242H56ZM146 240V239H145ZM0 241H1V239H0ZM3 241V240H2ZM41 241V240H40ZM162 241V240H161ZM167 241H169V239H167ZM178 241V240H177ZM180 241H181V239H180ZM114 242V241H113ZM192 242V243H191ZM214 242V241H213ZM222 242V241H221ZM3 243V242H2ZM23 243H25V244H23ZM1 244V243H0ZM38 244V245H37ZM167 244V243H166ZM231 244V243H230ZM28 245L30 246V247H28ZM56 245V244H55ZM78 245V244H77ZM81 246H80V248L82 247V244H80ZM170 245V244H169ZM175 245H173V246H175ZM225 245V244H224ZM250 245V244H249ZM0 246H2V245H0ZM36 246V247H35ZM40 246H42L41 244H40ZM79 246V245H78ZM78 246H77V248H78ZM197 246V247H196ZM239 246H241V247H239ZM5 247V246H4ZM194 247V248H193ZM238 247H239V249H238ZM43 248V247H42ZM45 248V247H44ZM162 248V247H161ZM196 248V249H195ZM1 249V248H0ZM56 249V248H55ZM72 249H73V246H72ZM71 249V250H72ZM85 249H87L86 247H85ZM224 249V248H223ZM40 250H42L41 248H40ZM39 250V251H40ZM35 251H37V250H35ZM43 251V250H42ZM48 251V250H47ZM84 251V250H83ZM87 250H85V253L84 254H90L89 252H91V251H89V252H86ZM193 251H195L196 253H197V251L200 253H202V255H203V258H202V256H201V254H198L197 256H196V254H195V252H193ZM16 252V253H15ZM29 252V253H28ZM50 252V251H49ZM56 252V251H55ZM59 252H60V250H59ZM33 253V252H32ZM92 253V252H91ZM248 253V252H247ZM7 254H8V252H7ZM30 254V255H29ZM92 254H94V253H92ZM35 255V254H34ZM76 256H78V254H75ZM31 256H33V254L31 255ZM8 257V256H7ZM52 257V256H51ZM12 258V257H11ZM10 258V259H11ZM33 258V257H32ZM49 258V257H48ZM17 260V259H16ZM18 260V261H19ZM31 260V259H30ZM253 260V259H252ZM1 261V260H0ZM10 261V260H9ZM41 261V260H40ZM66 261V260H65ZM86 261V260H85ZM108 260H107V256H103L102 257V260L100 261L101 263L103 262V264H109V262H107ZM223 262V263H222ZM249 262H251V261H249ZM254 262H256L257 263V261H254ZM14 263V262H13ZM66 263V262H65ZM71 263V262H70ZM92 263V262H91ZM53 264H54V262H53ZM251 264V263H250ZM253 264H255V263H253Z\"/></svg>",
  "mask_w": 264,
  "mask_h": 264
}]
</instances>
